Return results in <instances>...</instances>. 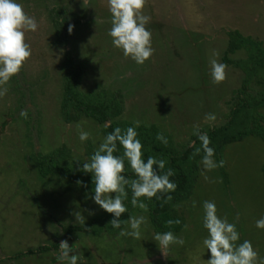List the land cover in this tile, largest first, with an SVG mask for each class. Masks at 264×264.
Instances as JSON below:
<instances>
[{"label": "rangeland", "instance_id": "374dc122", "mask_svg": "<svg viewBox=\"0 0 264 264\" xmlns=\"http://www.w3.org/2000/svg\"><path fill=\"white\" fill-rule=\"evenodd\" d=\"M19 3L39 27L26 33L32 55L3 85L7 92L0 97V264H68L57 259L62 240L75 245L83 264H206L210 252L202 243L207 236L202 223L205 200L215 202L218 215L236 225L237 243L249 240L264 264V229L255 225L264 216V142L260 138L250 136L230 144L221 159L214 158L223 161L222 167L206 171L201 164L192 197L177 207L185 227L176 235L184 244L172 246L166 255L153 240L155 231L145 211L131 212L146 218L139 239L119 236L120 230L98 233L90 223L110 213L79 190L63 194L60 184L64 181L41 178L34 161L37 155L66 147L72 161L83 163L90 158L89 146L97 148L103 141L102 127L93 120L68 124L61 114L67 53L84 65L81 91L103 88L122 93L126 120L157 125L182 144L189 143L197 131L224 125L244 76L226 65V78L215 83L210 60L223 63L230 31L264 47V0H145L143 14L150 18L146 27L152 33L154 51L143 65L112 45L106 0ZM57 9L74 25L71 34L67 30L69 45L57 41L52 21ZM246 57L245 49L230 56L233 60ZM249 89L256 95L262 86L252 81ZM210 113L215 121L205 119ZM78 125L89 132L88 140L78 139ZM76 212L85 220L78 223ZM86 225L90 228L86 231H69ZM42 247L45 250L38 252Z\"/></svg>", "mask_w": 264, "mask_h": 264}, {"label": "clouds", "instance_id": "9594fccd", "mask_svg": "<svg viewBox=\"0 0 264 264\" xmlns=\"http://www.w3.org/2000/svg\"><path fill=\"white\" fill-rule=\"evenodd\" d=\"M87 0H83V4ZM108 11L111 14V28L108 35L112 38L114 47L121 49L123 55L131 58L136 64L143 65L153 55L151 39L152 33L146 25L150 18L143 14L145 0H106ZM39 24L37 20L25 12L19 0H0V97L7 92L6 85L12 77L17 75L24 64L32 55L30 44L26 40V33L36 32ZM74 25H68L71 34ZM217 53L213 52V56ZM227 66L216 59L210 60V75L215 83L226 78ZM205 119L215 121L214 114H207ZM79 129V125L77 126ZM89 132L79 129L78 139L84 142L89 139ZM200 141V147L194 154L203 151L200 163L203 169L211 171L223 166V161L214 159L215 149L210 147V139L207 133L196 132ZM156 139L167 145L168 140L163 133H157ZM194 143V142H193ZM118 145L122 147V154L118 153ZM131 168L135 179H129L123 173L125 165ZM166 161L153 156L144 155L143 145L138 138L135 127L121 129L115 127L108 133L102 143L95 149L91 157L82 163V171L90 173L94 184L91 199L96 205L107 213L112 214L110 225L113 229H119V236H129L134 239L141 237V227L146 223L143 215L131 216L122 221L120 217L128 211L125 201L128 199V191H131V205L145 209L144 199L161 196L165 200H171V193L176 190V183L170 178L174 175L171 168L165 169ZM79 183V182H78ZM114 194V195H113ZM144 198V199H141ZM203 228L207 230V236L203 239V246L210 252V258L206 264H260L258 252L249 240H240V233L234 223H230L227 217L218 215L214 201L202 202ZM76 221L82 222L84 216L74 213ZM126 223L128 229L122 228ZM168 225L180 224V220L169 219ZM258 229H264V216L256 220ZM159 250L165 255L172 246L183 245L182 237L172 231L156 232L153 235ZM58 260H67L68 264H83L84 257L77 254L75 245H69L67 240L59 243Z\"/></svg>", "mask_w": 264, "mask_h": 264}, {"label": "trees", "instance_id": "16d2710c", "mask_svg": "<svg viewBox=\"0 0 264 264\" xmlns=\"http://www.w3.org/2000/svg\"><path fill=\"white\" fill-rule=\"evenodd\" d=\"M52 21L56 30L57 41L61 45H69V34L67 32L69 22L62 16L60 11L55 10ZM228 48L222 57V61L227 66H233L243 73V82L240 89L234 92V105L230 110L228 121L219 127H210L205 132L210 139V147L215 149L214 158L221 159L225 149L237 142L244 141L250 136L260 138L264 142V47L262 43L252 38H245L238 31L228 33ZM245 49L247 57L244 59L233 60L230 56L237 51ZM64 77L62 85V98L60 111L66 123H79L82 118L91 119L100 125L103 138L115 127L122 130L127 127H135L140 139L145 157L153 156L157 159L166 161L165 169L171 168L174 175L170 178L176 183L175 192L171 193L172 199L165 200L153 197L144 199L146 208L142 209L148 214L152 229L156 232L172 231L174 234L180 233L185 227V219L179 215L177 207L188 201L198 183L199 173L201 172V157L203 151L194 154L195 149L200 147V141L196 133L192 135L187 144L177 143L171 135L162 131L157 125H146L126 120L123 117V106L120 98L122 93L109 92L106 89H94L88 92L81 91V81L86 75L84 65L76 62L67 53L64 64ZM252 81H258L262 90L256 95L250 91L249 86ZM157 133H163L168 143H161L156 139ZM194 142V143H193ZM180 147V148H179ZM89 157L96 148L89 146ZM118 153L122 154L123 149L118 145ZM35 168L41 178H56L61 183L63 194L79 190L81 194L93 195V180L90 173L82 171V163L71 160L70 150L66 147L58 148L50 154H41L34 157ZM129 179H135V174L125 165L123 173ZM79 182V183H78ZM128 191V199L125 201L128 211L120 217L122 221L127 220L131 212L138 207L131 205V191ZM114 195V194H113ZM112 214L101 215L90 223V227H96L95 231L112 233L119 229H113L110 225ZM180 220V224L168 225L166 222ZM99 225V226H98ZM89 227L86 225L72 226L69 231L82 232ZM90 229V228H89ZM45 250V247L38 252Z\"/></svg>", "mask_w": 264, "mask_h": 264}]
</instances>
